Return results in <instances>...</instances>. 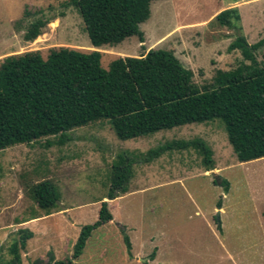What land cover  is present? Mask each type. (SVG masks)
Returning <instances> with one entry per match:
<instances>
[{
	"label": "rangeland",
	"instance_id": "obj_1",
	"mask_svg": "<svg viewBox=\"0 0 264 264\" xmlns=\"http://www.w3.org/2000/svg\"><path fill=\"white\" fill-rule=\"evenodd\" d=\"M73 1L0 0V64L27 53L47 59L53 50L70 49L101 52L108 70L119 58L173 51L202 87L218 70L249 64L240 51H229L241 33L214 21L221 12L237 3L246 6L239 9L243 36L249 45L264 39V0H166L152 3L150 19L140 27L144 48L138 37L94 48ZM38 21L50 23L37 39L26 41ZM255 55L263 61L264 48ZM66 137L72 141L62 147H44L58 136L0 152V264H10L9 249L23 231L33 237L20 253L22 264L72 259L82 229L99 220L102 202H108L114 220L92 234L73 264H264V159L241 163L222 122L123 142L105 121ZM195 139L213 150L212 171L206 172L195 150L168 152L150 164H134L128 193L105 199L119 155L141 159L167 143ZM44 181L53 182L61 194L51 215L30 196V188Z\"/></svg>",
	"mask_w": 264,
	"mask_h": 264
},
{
	"label": "trees",
	"instance_id": "obj_2",
	"mask_svg": "<svg viewBox=\"0 0 264 264\" xmlns=\"http://www.w3.org/2000/svg\"><path fill=\"white\" fill-rule=\"evenodd\" d=\"M156 1L166 0H74L73 4L94 48L115 47L131 37H138L144 48L140 27L150 19L151 5ZM214 21L239 30L241 35L229 51H240L249 64L228 72L218 70L212 83L202 87L173 51L150 50L138 58H119L108 70L102 67L103 54L98 51L59 49L47 59L40 53L7 58L0 64V152L58 136L61 138L55 144L48 140L44 147H62L72 141L67 133L105 121L123 142L220 121L241 163L264 159V60L258 61L255 55L264 48V39L248 44L242 34L239 8L221 12ZM49 23L33 24L25 40L37 39ZM188 150L203 157L206 172L214 169V152L201 139L173 141L150 150L141 159L119 155L105 199L114 201L128 193L134 164H150L168 152ZM222 187L229 192L228 182ZM30 196L48 215L61 202L58 187L51 181L33 185ZM218 209L222 210L221 203ZM113 220L108 202H102L99 220L82 229L72 259L55 262L52 258L49 264H73L92 234ZM32 237L30 232H21L9 249L10 264H22L20 253ZM125 243L131 253L128 237Z\"/></svg>",
	"mask_w": 264,
	"mask_h": 264
},
{
	"label": "crops",
	"instance_id": "obj_3",
	"mask_svg": "<svg viewBox=\"0 0 264 264\" xmlns=\"http://www.w3.org/2000/svg\"><path fill=\"white\" fill-rule=\"evenodd\" d=\"M235 7H238V8L240 9V8H243V7H246V6H242L241 4H238V3H237L236 5H234V6L231 7V8H235ZM251 13H252V12H251Z\"/></svg>",
	"mask_w": 264,
	"mask_h": 264
},
{
	"label": "water",
	"instance_id": "obj_4",
	"mask_svg": "<svg viewBox=\"0 0 264 264\" xmlns=\"http://www.w3.org/2000/svg\"><path fill=\"white\" fill-rule=\"evenodd\" d=\"M216 182H217V184H220V181H219V179H217V181H216Z\"/></svg>",
	"mask_w": 264,
	"mask_h": 264
}]
</instances>
